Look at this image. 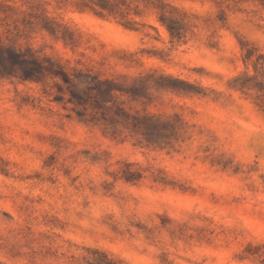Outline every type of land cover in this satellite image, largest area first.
I'll list each match as a JSON object with an SVG mask.
<instances>
[{"label":"rangeland","instance_id":"rangeland-1","mask_svg":"<svg viewBox=\"0 0 264 264\" xmlns=\"http://www.w3.org/2000/svg\"><path fill=\"white\" fill-rule=\"evenodd\" d=\"M0 264H264V0H0Z\"/></svg>","mask_w":264,"mask_h":264}]
</instances>
